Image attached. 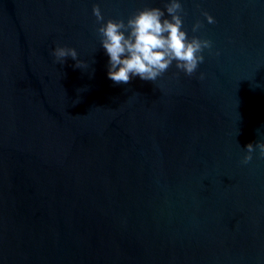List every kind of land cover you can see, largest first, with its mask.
<instances>
[{
	"label": "water",
	"instance_id": "1",
	"mask_svg": "<svg viewBox=\"0 0 264 264\" xmlns=\"http://www.w3.org/2000/svg\"><path fill=\"white\" fill-rule=\"evenodd\" d=\"M165 2L0 0V264H264V0H180L204 62L115 84L93 5Z\"/></svg>",
	"mask_w": 264,
	"mask_h": 264
},
{
	"label": "clouds",
	"instance_id": "2",
	"mask_svg": "<svg viewBox=\"0 0 264 264\" xmlns=\"http://www.w3.org/2000/svg\"><path fill=\"white\" fill-rule=\"evenodd\" d=\"M92 14L100 25L96 28L100 45L109 57L107 76L115 84H127L135 76L155 82L173 63L177 70L192 76L204 62V50L212 48L210 40L196 36L190 38L182 30L184 9L180 0H166L163 9L145 7L137 10L127 20H105L96 4L92 7ZM201 14L208 24L216 22L207 12ZM202 27L197 20L191 31L195 33ZM51 54L59 64L71 58L75 61L74 67L83 65L73 48L57 46ZM200 78H203L202 73ZM244 149L242 164L251 162L254 152L264 158V142L249 143Z\"/></svg>",
	"mask_w": 264,
	"mask_h": 264
}]
</instances>
